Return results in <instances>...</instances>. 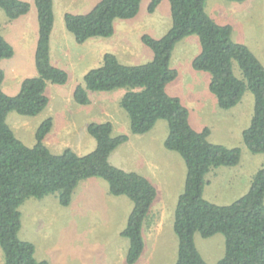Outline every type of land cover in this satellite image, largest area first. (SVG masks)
<instances>
[{
    "label": "trees",
    "instance_id": "16d2710c",
    "mask_svg": "<svg viewBox=\"0 0 264 264\" xmlns=\"http://www.w3.org/2000/svg\"><path fill=\"white\" fill-rule=\"evenodd\" d=\"M143 0H101L87 14L66 13V30L79 45L92 39L115 35L118 21L138 17ZM162 0H151L148 13L154 14ZM207 0H170L171 28L160 38L150 34L142 43L153 52V59L142 65H128L108 53L101 67L89 71L84 85L74 90L80 105L91 103L90 93H108L125 89L120 107L127 113L132 135H146L158 121H166L169 134L164 146L179 154L187 174L183 193L174 214V232L178 238L175 264H208L195 243V235L209 239L225 238V255L216 264H264V168L253 177L248 192L230 205H217L205 198L208 176L219 168H234L241 163L240 148H227L209 141L211 130L196 131L190 122V110L167 88L179 78L171 66L176 46L196 35L200 53L192 68L210 75L209 91L223 111L236 108L247 92L254 96V114L243 132V142L253 155L264 154V65L245 45L233 41V28L217 23L206 11ZM242 3L246 0H227ZM38 14V38L35 49L37 77L27 78L20 93L10 96L3 90L6 75L0 67V248L3 264H49L35 257V245L22 241L21 206L29 199L42 200L57 195L60 205L69 207L75 191L93 178L107 182L114 197H127L134 204L121 237L129 241L126 264H137L145 242L143 225L158 197L156 186L146 176L124 171L110 162L111 155L130 141L128 134L114 135L111 122L91 123L88 134L96 148L81 156L71 148L52 152L45 140L54 127L47 118L38 127L33 147L26 146L8 124L12 112L36 117L50 104L48 84L64 86L70 74L52 62L51 36L55 26L54 0H34ZM9 20L26 16L31 5L22 0H0ZM15 55L12 45L0 36V61ZM234 63L242 78L234 73Z\"/></svg>",
    "mask_w": 264,
    "mask_h": 264
},
{
    "label": "rangeland",
    "instance_id": "374dc122",
    "mask_svg": "<svg viewBox=\"0 0 264 264\" xmlns=\"http://www.w3.org/2000/svg\"><path fill=\"white\" fill-rule=\"evenodd\" d=\"M22 1L30 3L31 10L17 20H9L0 9V36L15 51L13 58L0 61L6 75L2 87L10 96L20 93L25 79L38 76L35 66L39 30L37 9L34 0ZM100 1L55 0L52 62L66 70L70 80L64 86L48 84L50 104L40 115L23 117L12 112L7 122L26 146L33 147L38 127L47 118H52L54 127L45 144L56 154L67 148L79 155L95 150L96 140L87 132L91 123L111 122L115 136L128 134L130 142L112 154L111 164L146 176L158 191L143 225L145 249L137 264H175L178 238L174 232V214L179 196L184 191L187 169L182 157L164 146L169 134L167 122L158 121L153 131L146 135H132L128 115L120 107L125 89L90 93L89 105L76 103L73 96L75 88L84 85L86 74L101 67L108 53L128 65L150 62L153 52L142 43V37L150 34L160 38L171 28L170 0H162L156 14L148 13L151 0H143L138 17L118 21L113 37L77 44L66 30L65 14H87ZM206 11L217 23L230 25L233 41L247 46L264 65V0L242 3L207 0ZM25 34L33 35V45L30 37L25 39ZM24 46H30L29 50H23ZM200 49L196 35L185 38L176 46L171 66L179 72V78L168 86L167 91L190 110V122L196 131L211 130V143L241 149L242 159L237 167L216 169L207 178L209 184L205 198L225 206L248 192L254 175L264 168V154L253 155L243 142V132L250 126L254 114L253 94L247 92L236 108L221 110L209 91L210 75L192 68V61ZM234 73L242 78L236 63ZM133 208V202L127 197L112 196L106 181L93 178L81 183L69 207L60 205L57 195L27 200L20 208L22 227L19 238L34 244L36 259L49 264H126L129 241L121 237V233ZM195 243L208 264L218 263L225 255L222 234L209 239L196 234ZM0 252L3 264L1 249Z\"/></svg>",
    "mask_w": 264,
    "mask_h": 264
},
{
    "label": "crops",
    "instance_id": "0c3cea01",
    "mask_svg": "<svg viewBox=\"0 0 264 264\" xmlns=\"http://www.w3.org/2000/svg\"><path fill=\"white\" fill-rule=\"evenodd\" d=\"M54 10H55V0H54ZM157 11H158V9L156 10V12H155V14L157 13ZM12 30V29H11ZM10 30V31H11ZM54 33H55V30H53V33H52V36H51V47H52V40H53V36H54ZM33 36V35H32ZM31 35L30 36H27V34H25V39L27 40V38L28 37H30L31 39H32V45H33V43H34V37H32ZM22 41V40H21ZM31 45V46H32ZM29 48H30V46L29 47H27V46H24V48H23V50H26V51H28L29 50ZM51 58H52V56H51ZM130 142V141H129ZM94 151V150H93ZM89 154V153H88ZM87 155V154H86ZM81 156H85V155H81ZM111 157H112V155H111ZM110 157V162H111V160H112V158ZM116 166V165H115ZM118 167V166H117ZM129 172V171H128ZM154 172V171H153ZM151 181V180H150ZM152 182V181H151ZM1 249V248H0ZM1 252H0V264H2V260H1ZM4 262V261H3Z\"/></svg>",
    "mask_w": 264,
    "mask_h": 264
}]
</instances>
